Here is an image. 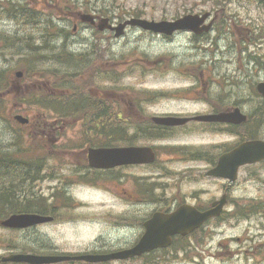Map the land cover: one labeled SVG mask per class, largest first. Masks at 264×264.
I'll return each instance as SVG.
<instances>
[{"label":"rangeland","instance_id":"rangeland-1","mask_svg":"<svg viewBox=\"0 0 264 264\" xmlns=\"http://www.w3.org/2000/svg\"><path fill=\"white\" fill-rule=\"evenodd\" d=\"M218 2L220 0H0L1 34L10 37L16 35L20 38L32 35L34 39L32 45L36 46L35 40L41 36L40 27L23 19H14L7 11L13 10L14 3L27 4L57 25L53 29L54 32L59 28L66 29L68 32L66 45L72 51L87 55V61L82 60L83 64L80 67L69 68L72 74H65L64 62L39 61L32 56V47L24 46L22 42L17 45L26 50L25 54L15 58L6 56L0 60V69L7 70L8 78L7 91H0L4 116V120L0 121V147L10 149L17 145L26 153L48 152L49 141L40 129L44 128L46 123L51 127L50 122L59 119L52 114L55 112L47 108H53L49 104V99H56L59 95L65 94L66 81L73 86L75 92L80 90L91 97L98 93L95 89L97 84L107 86L105 90L107 97L113 93L111 100H117L116 111H123L125 118L134 123L135 127L151 120L152 116H189L206 113L209 110L208 99L214 95L209 76L211 71L207 63L209 48L198 50L189 45L182 46L177 43L181 39H177L175 44H170L161 37L133 27H128L123 37L115 38L109 31L100 32L95 27L81 22L78 14L82 12L102 17L109 16L114 24L133 16L150 20H170L187 12L209 11L212 7H219ZM75 25L77 29L72 32ZM184 40L186 39L181 42L185 44ZM57 42L62 44L61 39L54 40L53 52H57ZM222 51L229 72H237V68L243 66L244 71L252 70L253 63L246 65V61H241L236 64L238 54L230 53L224 46L222 50L220 48V52ZM18 70L30 72L24 73L21 81H16L15 73ZM110 81L112 83H109ZM110 84L115 88L110 90ZM25 100L31 102L24 103ZM17 114L29 118L30 125L24 126L16 122L14 117ZM90 116V111L82 109L59 122L60 128H57V131L51 130V134L56 137L57 133H63L64 130L67 145L80 144L83 141L81 135L86 128L83 123L78 125L76 122L90 121ZM190 124L182 128L174 127L171 132L174 134L172 139L148 143L156 147L159 155L158 161L152 167L134 166L120 171L125 177L119 176L118 179L122 181L117 184L108 175L103 182L100 181L99 188H87L79 192L80 202H74L73 208H58L56 221L18 231L0 228V240H3L0 242V255L7 254L3 252L4 249L12 245L20 246L21 253H33L31 251L35 250L39 253L61 255L63 251L94 249L95 243L97 248L108 247L116 242L128 244L140 232L138 222L145 217L143 210L129 208L126 204L128 200H125L139 198L132 193L137 192L139 183L145 184L148 189L154 188L153 193L157 194H163L167 189L164 195L170 198L180 192L186 195L193 188L198 190L203 200L220 198L222 182L218 179L208 182L206 179L186 181L189 174L199 176L208 165L204 162L186 160L183 154H192L196 149L211 151L213 148L209 147L222 145L225 140L231 144L234 139L227 135L217 136L215 131L207 130L206 125L195 129ZM102 125L108 127L106 124ZM253 128L257 132L260 131L258 127ZM73 132H76V135L71 137ZM100 138L103 139L104 135L101 134ZM174 147H178L180 153L174 151ZM65 153L66 151L61 155ZM62 159L63 157L51 165L57 164L58 167H62L60 166ZM253 169H242L240 180L247 181L250 178L251 181L252 177L248 174ZM176 182L178 183L174 188L173 184ZM262 182L264 183V176ZM53 184L54 180L50 178L37 181L30 191L33 190L35 195H41V203L48 204L47 188ZM254 186L249 183L248 187H241L242 191L232 193L236 201L240 200V209L245 203L241 201L243 199L258 202L257 198L262 195L263 198L259 200L264 202V188ZM247 206L250 205H244ZM258 209L252 207L251 220L260 218L264 220V211L262 214H254ZM256 223L257 221L252 220L253 225ZM221 229L224 231L215 232L217 235L213 242L214 248L223 235L232 232L231 224L222 225ZM168 258V262L163 264H190L193 256L184 257L178 254V257L169 255ZM53 264L64 263L60 261ZM114 264L142 263L136 260Z\"/></svg>","mask_w":264,"mask_h":264},{"label":"flooded vegetation","instance_id":"flooded-vegetation-1","mask_svg":"<svg viewBox=\"0 0 264 264\" xmlns=\"http://www.w3.org/2000/svg\"><path fill=\"white\" fill-rule=\"evenodd\" d=\"M218 3L223 4L221 6ZM218 3L217 6L219 7H212L209 11L185 13L199 15L208 13L206 19L199 26V28H203L205 25H208V30L199 32L193 30H179L174 32L172 35H155L157 37H161L164 41H167L170 44H175L177 39H181L180 41H177V43L182 46L189 45L190 47L198 50H202L204 47L209 48V52L207 51L209 55L207 56V63L211 71L209 76L210 82H212V90L214 92L212 94L214 95L208 99L207 108H209V110L206 113L218 114L222 112H232L239 109L241 113L246 115V121L241 123L201 122L195 120H191L187 123H203L196 127V129L206 125L207 127L205 128L209 131H215L217 136H232L234 140L231 144L225 140L222 145L209 147L213 148L211 151H205L202 149L194 150L192 154H198L197 152H200L202 157L200 159L187 160L204 162L208 166L203 173L199 174L200 178H198L199 176L189 174L186 181H202L206 179L208 182L210 180L217 179L208 175V171L216 165L221 155L233 150L246 141H264V95L259 89L261 81L264 82V0H220ZM183 39H186L184 40L185 44L181 42ZM222 46L228 49L230 53L238 54L236 64H239L241 61H246V65L253 63L252 70L244 71L243 66L242 68H237V72H229L227 70L228 68H226L227 64L224 62L226 59L224 58V52H220V48L222 50ZM219 65L221 67H219ZM109 83L112 82L110 81ZM109 87L110 90L115 88L112 84H110ZM106 88L107 86L97 84L95 89L98 90V93L94 97H91L89 94L86 96L83 92L86 103L82 96H78L77 102L79 104L77 108H113V110L116 111L117 100H111L114 95L113 93H110L109 97H107V93L105 92ZM66 92L70 93L71 90L67 89ZM70 95L71 94H67L68 97H66V102H72ZM56 121L50 122L52 123L51 127H48L46 123V126L40 129L41 131L39 130L49 141L48 152L26 153L24 151L21 153L11 154L14 161H21L24 158L25 165L26 167H31L29 168L31 172L32 167L37 164L35 161L46 160L45 166L48 167V177L46 179L50 178V180H54V184L49 185L47 188V191L49 192L47 197L49 198L50 203L49 213H52L51 215L53 216V221L58 219L56 211L58 208H65L66 206L73 207L72 205H75L74 202H80L78 199L79 192L87 188H99L101 185L100 181L106 179L108 175L117 184L122 181L118 179L119 176H122V178L125 177L123 173L120 174V171L134 166L147 168L152 167L153 165H121L104 169L92 167L89 161V149L108 147V145H101L105 139L100 138L101 133L97 130L98 126L97 128L90 127L87 121L76 122L78 125H82L81 123H83L86 128L81 135L83 141L80 144L75 143L73 145H67L65 143L67 138H65L64 130L63 133H57L56 137L51 134V130L55 129L57 131V128H60L58 127V122ZM247 122L248 125H245ZM30 123L31 120H29V122L24 126L30 125ZM248 127H258L260 131L251 137L248 133L250 130ZM75 135L76 132H73L71 137H74ZM110 136L112 137V133H110ZM94 138L97 139L93 140ZM65 151L66 153L61 155ZM155 151L158 156V151ZM62 157V164L60 165L62 167H58L57 164L51 165L53 162L60 161V158ZM7 165L8 163L4 160L3 168L0 170V175L12 179H4L3 183L9 182L7 184H10V181H12L13 184H10L7 188L9 190H14L17 193L15 197L20 199V190L27 187L21 185V183H23V175H21V171L17 169L20 165L22 166V164L12 165L10 167L12 169L8 170L6 169ZM41 165H44V163L41 162ZM248 168H254L248 174V176L251 175L252 180L249 181L250 178H248L247 181L240 180L241 170H246ZM60 169H62L61 172ZM263 176L264 160L241 166L238 169L237 177L234 181H230L228 179H218L222 182V194L220 198L222 196H225L226 198L222 214L219 217L211 218L205 221L192 233L186 235L178 234L174 236L173 242L176 240L174 250L169 248L156 249L142 255L141 257L128 260L103 261L94 264H114V262L125 263L136 260L140 261L142 264H156L163 261L164 258H166V254H175L176 257H178V254H181L184 257L193 256L192 260L189 262L190 264H264V220L262 218L252 219L257 221V223L253 225L251 215H243L245 210L251 213L252 207L259 208L258 211H254V214H262L264 210H262V207L260 206L261 204H264V202H261L259 198H263V196L260 195L257 198L258 202H252L244 199L241 200L243 202L245 201V203L240 209V200L236 201L232 195L234 192L242 191V186L248 187L249 183H251L252 186H257L258 188L261 186L264 188V183L262 182ZM29 179L30 178L25 179L24 183L27 184ZM2 190H4V186L2 187ZM132 193L134 194V192ZM128 195L131 197L133 196L131 194ZM239 197L241 198V196ZM220 198L213 199L212 197L211 199L203 200L201 199L198 190L193 188L186 195H182L181 192L176 194L173 198H170L168 195H164L163 198H161L164 200H156L153 196L150 197L148 192L142 200L139 198L135 200L131 199L126 201V204L129 208L143 210L146 219H148L155 211L161 210L164 212H171L184 204H190L196 209L203 211L212 207L214 201ZM32 203L36 204V200L34 201L32 199ZM244 205L250 206L244 207ZM145 217L143 219H145ZM144 221L138 227L140 233H138L128 244L116 242L108 247L104 246L97 248V243H95L94 249L63 251V253L60 254L74 257L80 256L81 254L110 253L131 247L142 236L144 231ZM227 224H231L232 232L223 235L220 238V241L217 242V247L214 248L213 242L215 241V237L217 235L215 232L224 231V229H221V226ZM237 230L239 232H237ZM207 246L212 247L207 248ZM4 250V253L6 252L9 254L20 250V248L18 247ZM49 254L52 255V253ZM55 254L58 253H54L53 255ZM150 256H155L157 258H153L154 260H152L149 259ZM80 262H84V260L72 258L65 261L67 264H82ZM0 264L12 263L4 261L0 257Z\"/></svg>","mask_w":264,"mask_h":264},{"label":"water","instance_id":"water-1","mask_svg":"<svg viewBox=\"0 0 264 264\" xmlns=\"http://www.w3.org/2000/svg\"><path fill=\"white\" fill-rule=\"evenodd\" d=\"M208 13L186 14L174 20H155L141 17H131L123 22L113 25L109 17L99 19L98 28L100 30H115V36L124 35L127 26L138 27L153 33H163L171 35L176 30L190 29L196 32L208 30V25L199 28L200 24L206 19ZM83 21L95 24V16L89 13L81 14ZM19 71L17 76H22ZM259 89L264 95V82L259 84ZM21 123H26L28 118L22 115H16ZM208 122H230L241 123L246 121V115L239 109L232 112H222L218 114H198L195 116H154L153 120L162 125L177 126L183 125L190 120ZM156 153L150 146H124V147H107V148H90L89 160L90 165L97 168H110L125 164H148L154 162ZM264 159V141L251 140L246 141L224 153L220 156L217 164L212 167L208 174L227 178L233 181L237 177L240 166L251 164ZM226 202L225 196L214 201L212 207L200 211L189 204L171 211H155L150 218L144 222L145 230L135 245L119 251L106 254H81L80 256L68 255H40L31 253H16L3 257V260L29 263V264H48L69 260L72 258L88 260L91 262L106 261L111 259H129L135 256H141L144 253L157 248L168 247L172 243V238L176 234L186 235L199 228L205 221L212 217L219 216ZM52 216L39 213H14L2 220V225L9 228H27L34 225L49 222Z\"/></svg>","mask_w":264,"mask_h":264},{"label":"trees","instance_id":"trees-1","mask_svg":"<svg viewBox=\"0 0 264 264\" xmlns=\"http://www.w3.org/2000/svg\"><path fill=\"white\" fill-rule=\"evenodd\" d=\"M13 10H7L10 16L14 19H23L27 23L35 24L36 27L39 28V32L41 33L40 38L36 41V46L32 45L34 42V39L32 38V35H27L23 37H17L16 35H13L12 37L7 36L5 34L0 33V60L4 59L6 56H11L12 58L21 56L26 53L25 49H22L18 47L17 43L22 42L24 46L32 47V56L37 58L39 61H44L45 63H65V74H72L69 72L70 67H80L83 63L82 60L87 61V55L86 54H79L72 51L67 45V36L68 32H66L65 28H59L57 31H53L54 28H56V24H54L53 21L46 18L44 15H40V12L38 10L32 9L27 4H19L14 3L12 5ZM10 11V12H9ZM123 20V19H122ZM73 32V28H72ZM27 39V40H25ZM56 39H61L62 44L60 45L59 42H57V52H53L55 47L53 46L52 42ZM47 60V61H46ZM55 61V62H54ZM86 63V62H84ZM46 65V64H45ZM30 71L26 70L24 73L28 74ZM7 70L0 69V91H7L6 85L8 82L7 78ZM63 95H59L56 99H49V104L52 105L53 108H47L50 111H53L56 113L57 117H59L60 120H65L68 116L74 115L78 113L82 109H87L91 112L90 121L88 122V125L90 127H99V131L101 134H106L107 138L105 139L103 144L101 145H135V144H154L156 140H164L169 139L170 137H173L174 134L173 128L174 127H167L158 125L151 120H148L147 122H143L142 124H139L135 127V124L130 122L127 118L124 116V112L121 110L114 111L113 108H71L69 106H66V104L62 101ZM151 99V98H150ZM30 103L31 100H25V103ZM57 103V104H53ZM86 103V102H85ZM3 110V103H0V121L4 120V116L2 114ZM127 116V115H126ZM102 124H106L108 127H105ZM248 125V122L245 124ZM182 128V127H177ZM132 129V131H131ZM196 129V128H195ZM249 135L254 136L258 132L254 130L253 127H248ZM97 131V130H96ZM98 132V131H97ZM110 132L112 133V137L110 136ZM103 134V135H104ZM18 136H20L19 133H17ZM176 135V134H175ZM100 143V142H98ZM16 145V144H15ZM175 148V147H174ZM173 148V149H174ZM176 152L180 153L179 148H175ZM24 152L23 148L17 145L15 146L13 151H10L8 149L3 150L0 147V170L3 168V161L5 160L7 165V170L12 169L10 168L12 165H20L18 170L21 171V175H23V183H21L22 186H27L24 189L20 190V199L15 197L17 193L14 190H9L7 186L10 184H13L12 181H10V184H7L9 182L3 183V180H11L9 177H4L0 175V222L3 218L9 216L12 213H21V212H31V213H40V214H48L49 213V205L41 203V195H35L33 194L34 191H30V188H33L34 180L36 179H42L48 175V169L45 166L46 160L43 161H35L37 164L32 167V172L29 168L25 165V160H18L14 161L13 156L11 154ZM198 154H183L185 155V159H200L202 157V154L200 152H197ZM4 156V157H3ZM41 162L44 163V165H41ZM157 162V161H156ZM170 177H173L170 175ZM30 178L28 183H24L25 179ZM174 178V177H173ZM138 185V183H137ZM4 186V190H2V187ZM160 189V188H159ZM154 188H146L145 184L138 185L137 194L140 196V200H142L149 192V196L156 200H164L163 198L164 194L160 193H153ZM135 193V194H136ZM136 194V195H137ZM32 199L35 201L36 204L32 203ZM262 210H264V204H261ZM66 208H71L67 207ZM251 213L245 210L244 216H248ZM1 227V224H0ZM3 241L2 239L0 242ZM4 241H6L4 239ZM176 246V240L173 242L170 248H175ZM18 245H12L10 248H18ZM22 250V249H20ZM31 252H38L32 250ZM151 255V254H150ZM155 256H150L149 259H154Z\"/></svg>","mask_w":264,"mask_h":264}]
</instances>
